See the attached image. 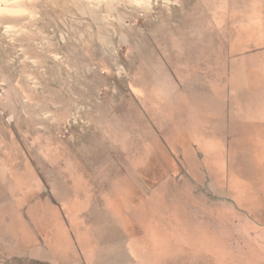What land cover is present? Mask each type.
Masks as SVG:
<instances>
[{"label": "rangeland", "instance_id": "obj_1", "mask_svg": "<svg viewBox=\"0 0 264 264\" xmlns=\"http://www.w3.org/2000/svg\"><path fill=\"white\" fill-rule=\"evenodd\" d=\"M0 264H264V0H0Z\"/></svg>", "mask_w": 264, "mask_h": 264}]
</instances>
